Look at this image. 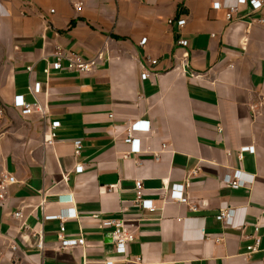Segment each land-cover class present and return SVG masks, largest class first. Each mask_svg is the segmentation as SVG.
Instances as JSON below:
<instances>
[{"label": "crops", "instance_id": "crops-1", "mask_svg": "<svg viewBox=\"0 0 264 264\" xmlns=\"http://www.w3.org/2000/svg\"><path fill=\"white\" fill-rule=\"evenodd\" d=\"M236 5L0 0V178L18 181L0 206V264H126L112 229L102 227L109 219L123 220L135 236L129 264H264L262 253L244 258L257 223L264 247V26L251 22L264 18V6L255 13L240 6L229 22ZM57 47L104 60L87 75L55 70ZM17 96L38 111L23 116ZM139 120L151 132L137 134L142 151L134 154L124 140ZM246 146L255 151L240 160ZM235 170L247 187L223 183ZM137 181L155 212L136 205ZM174 184L185 185L189 204L170 200ZM71 207L77 218L65 222V235L83 236L85 246L64 250L60 221L45 217ZM229 207L236 214L225 227L217 215Z\"/></svg>", "mask_w": 264, "mask_h": 264}, {"label": "built area", "instance_id": "built-area-1", "mask_svg": "<svg viewBox=\"0 0 264 264\" xmlns=\"http://www.w3.org/2000/svg\"><path fill=\"white\" fill-rule=\"evenodd\" d=\"M240 6H249L251 8L252 13H255L259 10H261L264 6V0H237V5L232 6L228 9V13L226 14L227 21H232L235 19L237 14L239 13V7ZM76 10L81 11L82 10V4L78 3L75 5ZM215 10L221 9V4L216 3L214 4ZM52 12H54L52 10ZM252 23H258L264 26V18L262 19H252ZM170 25L174 24V20L171 19L168 22ZM177 25L179 27H183L186 23L185 19L178 20ZM147 42L146 39L142 40L141 44H145ZM178 44L184 48H186L189 44L186 40H179ZM54 56V62L52 63V68L55 70H68L71 72H77L80 75H87L91 74L95 67L98 65L100 61L104 60V54L99 53L95 57L91 59H85L82 56L67 51L61 47H57ZM185 61L188 59L189 55L186 53L184 55ZM46 73L48 74L49 71L47 70ZM148 74L143 73L142 78L145 80L147 78ZM35 92L40 91V84L36 85L34 88ZM14 105L17 109L20 110L21 114L23 116H28L33 114L34 112L38 111L39 105H31L25 102L23 96H17L15 98ZM42 111V110H40ZM3 113L0 111V119L2 118ZM59 123L54 122L51 124L50 128V134L46 138L45 142L49 145H52L54 143V140L56 138L55 131L59 128ZM151 132V126L149 121L139 120L136 122H133L130 124L126 129L125 134V140L124 142L128 145H130V151L134 154H139L142 151L141 146V139L137 137V134L147 133L149 134ZM3 135L2 132H0V137ZM75 147V155L79 156L81 154L82 150V142L76 141L74 143ZM255 148L253 147H243L240 149L238 157L239 159H243V155L245 153H254ZM84 170L83 166H78L76 168L77 173H82ZM18 181L16 178L10 174H5L0 178V206L3 205L9 195V191L11 186L17 184ZM223 183L232 188V189H240L247 187L250 182L244 177V174L241 170H235L230 174H227L223 178ZM142 189L143 184L140 181L136 182L135 185V192L137 195L136 205L143 209L148 210L150 212H155L156 207L154 205L153 200H147L142 197ZM169 198L172 201H178L183 204H189V199L185 195V185L180 184H174L169 188ZM60 202H63L62 200ZM68 205H73L72 199L65 203ZM193 210H196V207H192ZM236 210L235 208H225L221 209L220 212L217 215V220L220 221L225 227H230L234 223ZM14 217L21 220L23 219V213L21 211L14 214ZM77 214L74 208H69L68 211H62L58 215H52V216H46V220H58L60 221V231L58 234V239L60 242V248L61 249H71V248H77V247H84L85 246V239L83 236H80L79 238H67L65 235V222L69 219H76ZM103 228H110L112 229L111 232V239L112 244L114 248L115 254L121 256L123 258V261L126 264H129L132 262L131 258L129 257V246L132 242L135 240L134 234L129 231L127 226L125 225L123 220L118 219H109L102 222ZM260 227L261 224L257 223L254 226V234L250 236V239L252 240V244L247 246V250L244 254V258L246 260L250 259V257L253 254L256 253H262L263 254V260H264V247H262V237L260 236ZM218 240V239H217ZM37 247L39 249L44 248L43 239H40ZM15 250V248H13ZM138 262L141 261V259L137 260ZM104 264H115V261L112 259H107L104 261Z\"/></svg>", "mask_w": 264, "mask_h": 264}]
</instances>
